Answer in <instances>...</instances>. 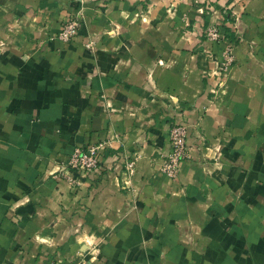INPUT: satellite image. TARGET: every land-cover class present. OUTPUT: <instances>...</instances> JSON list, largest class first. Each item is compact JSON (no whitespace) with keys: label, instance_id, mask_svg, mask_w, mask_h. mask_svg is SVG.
Returning <instances> with one entry per match:
<instances>
[{"label":"crops","instance_id":"obj_1","mask_svg":"<svg viewBox=\"0 0 264 264\" xmlns=\"http://www.w3.org/2000/svg\"><path fill=\"white\" fill-rule=\"evenodd\" d=\"M99 142L73 188L70 153ZM0 264H264V0H0Z\"/></svg>","mask_w":264,"mask_h":264},{"label":"built area","instance_id":"obj_2","mask_svg":"<svg viewBox=\"0 0 264 264\" xmlns=\"http://www.w3.org/2000/svg\"><path fill=\"white\" fill-rule=\"evenodd\" d=\"M79 27V22L76 18H70L67 22L62 24L57 38L59 41L68 43L72 41ZM208 39L213 41H222L225 44L222 52V60L214 70L213 75L217 81L214 85V89L211 91L215 97L223 95L226 78L229 73V69L233 63L232 50L233 44L228 41L223 35L221 30L216 27H210L205 32ZM187 129L183 124L171 123L168 130V142L169 152L163 156L160 164V173L176 180L180 174L181 163L190 158V149L186 143ZM111 146L109 142H99L86 147H76L70 153L62 171L63 177H65L73 188L79 186V182L70 177L73 172H80L82 177L88 175L96 176L101 166V158L105 151H110ZM121 164L127 175L131 176L135 167V159L127 158L125 154L121 155Z\"/></svg>","mask_w":264,"mask_h":264},{"label":"trees","instance_id":"obj_3","mask_svg":"<svg viewBox=\"0 0 264 264\" xmlns=\"http://www.w3.org/2000/svg\"><path fill=\"white\" fill-rule=\"evenodd\" d=\"M225 38H226V37H225ZM227 39L231 40V38H230V37H228V36H227Z\"/></svg>","mask_w":264,"mask_h":264}]
</instances>
